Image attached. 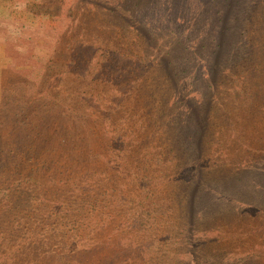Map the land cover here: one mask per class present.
<instances>
[{"label": "rangeland", "instance_id": "1", "mask_svg": "<svg viewBox=\"0 0 264 264\" xmlns=\"http://www.w3.org/2000/svg\"><path fill=\"white\" fill-rule=\"evenodd\" d=\"M73 201L86 214L64 241L53 217ZM35 215V239L4 232ZM5 251L0 264H264V0H0Z\"/></svg>", "mask_w": 264, "mask_h": 264}, {"label": "trees", "instance_id": "2", "mask_svg": "<svg viewBox=\"0 0 264 264\" xmlns=\"http://www.w3.org/2000/svg\"><path fill=\"white\" fill-rule=\"evenodd\" d=\"M25 148H28V147H25ZM34 151H36V153L34 155H32L33 158L36 154L40 155V152L38 151L37 148H34ZM51 161H52L51 163H53V164H56V162H57V160H55V159H52ZM58 167H59V165H58ZM40 176L41 175H40L39 170L36 171V177L40 178ZM147 176L148 175L144 176L143 178H146ZM151 195H152V197H149ZM153 201H154V194L150 190L144 194V197L142 199L137 200V205H138L137 211H139V212L137 213L135 218L138 221H140V218H142V214H140V213L142 211H144L146 208L148 211H150V212L152 211V208L150 206H151ZM81 203H82V201H73L69 204L68 207L64 208V210L66 211V216L68 218L64 217L60 221L59 216H61V215H57L56 217H53V220L58 221V224L62 225V227H63V230L61 232H59V233H63V234L59 235V237L61 239H63L64 241H66L67 236L70 237L71 241L76 240V238L73 237L72 233L70 232V230H71L70 228H71V225L73 224V220L75 218H77V216L80 215V216L85 217L86 209H82ZM154 207H156L155 204H154ZM34 211L36 214V211L38 212V211H42V210L40 209V207L37 208L35 206ZM44 216L45 215H43V216H36L35 215L33 217H28V218L27 217H20L19 219H7L6 221L2 222V224L4 226V232H9L10 234H17L16 233L17 232L16 223L18 221V227L21 230L25 231L26 234H29L28 238H30L32 236V239H35L33 232L36 231L35 234H37V227L44 224ZM86 218L91 219L90 215L86 216ZM142 221H143L142 223L145 222L146 224H148V221L146 219L142 218ZM42 237L48 239L49 235H42ZM75 244H78V243H75ZM8 254L9 253L7 251H5V253L0 254V257H4V260H5V258L9 259L10 255H8Z\"/></svg>", "mask_w": 264, "mask_h": 264}]
</instances>
